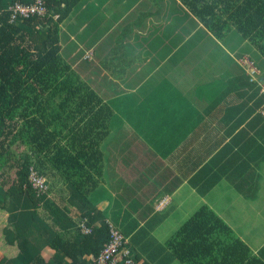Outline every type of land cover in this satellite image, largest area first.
Listing matches in <instances>:
<instances>
[{
  "label": "crops",
  "instance_id": "1",
  "mask_svg": "<svg viewBox=\"0 0 264 264\" xmlns=\"http://www.w3.org/2000/svg\"><path fill=\"white\" fill-rule=\"evenodd\" d=\"M168 1L80 0L60 25L67 35L62 47L73 66L88 61V53L98 66L103 58L94 55L111 48L110 57L124 69L111 67L103 73L109 72L107 79L117 85L123 83L122 91L116 95L126 97L130 106L112 112L111 139L109 147L103 149L99 185L87 198L80 196L71 184L45 179L47 207L23 222H19V212L25 208L23 196L20 202L16 201L20 210L17 209L15 224L19 229L5 231L7 242L11 244L17 238L19 245L20 254L13 264H27L37 256L46 264H67L66 258L48 248V242L56 235L81 242L77 232L81 216L97 213L108 223V231L112 226L126 238L136 264H158L165 254L163 244L170 237L163 229H173L182 219H167L170 210L178 208L174 194L186 188L190 194H197L196 207L207 204L212 208L209 195L217 192L216 186L199 192L192 181L198 172L210 170L204 175L215 176L211 170L225 162L229 165L222 190L226 192V224L254 253L263 250L264 224L258 228L251 218L248 221L252 223L247 224L237 220L240 209L254 210L264 220V152L262 136L258 134L261 117L254 120L253 114H247L246 106L226 107L230 94H247L243 67L248 55L239 52L244 51V42L233 47L230 36L215 41L199 23L189 28L190 36H198L191 43L184 42L183 13L169 11ZM169 28L174 36L171 41L166 39ZM154 30L159 42L152 41L157 35ZM202 35L206 40H200ZM108 39L113 43L102 45ZM136 39L143 40L137 48ZM91 40L94 46L87 48ZM226 50L231 51L232 58ZM130 67L135 68L131 71ZM93 77L100 80L97 70ZM245 113L247 119L242 120ZM250 137L258 144L249 146ZM235 138L238 141L231 142ZM133 158L135 165L122 164L131 163ZM213 159L215 166L208 165L206 170ZM244 163L243 170H233L232 166L241 168ZM219 178L220 183L225 182L224 175ZM199 196L206 200H199ZM164 198L168 203L156 209L155 205ZM178 200L181 201V194ZM2 203L0 195V206ZM191 214H186L185 220ZM98 224L99 221L94 225ZM28 227L34 232H29Z\"/></svg>",
  "mask_w": 264,
  "mask_h": 264
},
{
  "label": "trees",
  "instance_id": "2",
  "mask_svg": "<svg viewBox=\"0 0 264 264\" xmlns=\"http://www.w3.org/2000/svg\"><path fill=\"white\" fill-rule=\"evenodd\" d=\"M30 1L0 0V195L3 198L0 264H13L20 254L17 238L8 243L5 231L19 229L15 224L18 213L14 212L20 210L15 206L16 201L20 202L22 196H35L28 181L29 169L37 171L44 181L71 184L80 196L87 198L99 185L103 149L109 147L111 139L112 112L130 106L126 97L116 95L122 91L123 83L117 85L107 79L109 72L103 73L111 67L124 69L110 57L111 48H103L108 51L94 55V58L99 55L103 58L98 66L92 54L90 60L80 66H73L67 60L62 47L67 35L60 25L80 0H44L47 10L44 16L9 22L8 7L14 2ZM167 4L169 11L183 13L184 42L198 36L189 33V28L197 23L206 28L215 41L221 42L230 36L233 47L244 42L245 49L239 52L250 53L249 62L253 67L248 75L243 71L247 94H230L226 107L246 106L249 107L247 114H253L254 120L261 117L258 134L261 133L264 152V0H170ZM61 6L64 8L60 9ZM154 31L157 35L152 41L159 42L158 32ZM166 32V39L174 40L171 29ZM204 37L202 35L200 40H206ZM115 39L116 35L114 42ZM104 41L105 46L112 42L111 39ZM142 42L136 39V48ZM96 70L100 80L93 77ZM244 97L246 101L242 103ZM243 119H247L246 113ZM253 124L251 121L250 125ZM236 139L231 142H237ZM250 139L249 146L258 144L254 138ZM208 165L215 166L214 159L206 170ZM244 165L232 167L243 170ZM226 168H229L226 162L219 163L216 170H211L216 177L204 175L210 170L204 174L198 172L199 176L192 182L199 192L214 186L225 189ZM219 175L225 176L224 183H220ZM24 204L25 208L29 207ZM19 214L24 215L25 211ZM33 215H36L34 210ZM33 218L25 217L19 222ZM80 220L90 230L82 234L79 222L77 232L82 237L81 242L56 235L48 242V248L66 258L67 264H96V258L109 240L108 223L100 213L85 214ZM97 221L99 224L95 226ZM124 247L129 249L127 240ZM163 248L165 254L158 264H264V248L254 253L207 204L199 205L164 242ZM131 257L136 264L132 253ZM27 264L46 262L37 256Z\"/></svg>",
  "mask_w": 264,
  "mask_h": 264
},
{
  "label": "rangeland",
  "instance_id": "3",
  "mask_svg": "<svg viewBox=\"0 0 264 264\" xmlns=\"http://www.w3.org/2000/svg\"><path fill=\"white\" fill-rule=\"evenodd\" d=\"M191 43V42H190ZM227 44V42H226ZM84 44H82L83 46ZM87 48H90V47H93L94 46V40H91L89 41L87 44ZM229 46L226 47V49L228 48ZM184 55H185V51H183ZM226 54L230 55L231 58L233 57L232 56V53L231 51L229 50H226ZM246 55H248L247 57L250 58V53H245ZM246 57V58H247ZM86 60H90L91 58V55L88 53L86 55ZM241 58V57H240ZM245 58V63L244 65L246 64L245 67H243L244 70H246L248 73H252L253 71V67L251 65V63L249 61H247V59ZM254 58V57H253ZM230 86V84H228ZM230 88V87H228ZM129 166H131L132 164H136V161L135 159L133 158L131 163L130 162H124L122 164H125ZM166 171V174H168L169 172V168H166L165 169ZM29 179V177H28ZM223 189V188H222ZM222 189H219V188H215V190L217 191H220V192H213L209 195V197L211 199H209V203H211L212 205V208H214L215 212L222 218V220L224 221V223H226V192H223L221 191ZM48 191H46L44 193V195L41 197H36V193L34 192V197L31 196V197H27V196H24L23 200L25 203H27V205H29L28 208H25L23 211H25V214L24 215H21L20 217L21 218H25V217H31V213L33 212V210L35 211V213H42L43 212V209H44V206L47 207V202H46V193ZM181 194V201L178 200V197L179 195ZM175 199H176V203H177V206L178 208L176 210L172 209L170 210L171 212V215L167 218L168 219V222H173V221H179L181 218V220L178 222V224L176 223V225L173 227V229H170L169 227H165L163 230H164V233L167 234V236L169 237L170 234L172 232H174L179 226L180 224H182V222L185 220L186 218V214H191L197 207L198 203L196 201V198H197V194L196 196L193 195V194H190V192L186 189V188H180L175 194ZM263 197H264V194H263ZM199 200L201 201H205L206 200V197H203L201 198V196L198 197ZM162 200V199H160ZM159 200V201H160ZM264 206V204H263ZM168 207V205H167ZM155 208L156 209H161L163 208L162 206H159L158 203L155 205ZM27 211H28V214H27ZM18 213V212H16ZM251 218V221L255 224L256 227H262L263 224H264V220L263 218L255 215V211L254 210H247V211H244L242 209L239 210V214H238V221L239 222H242L243 224H247V223H252L250 221H248L249 219ZM29 220V219H28ZM170 225V223L168 224ZM262 229V228H260ZM34 228L32 227H28V231L33 233L34 232ZM42 237H45L44 234H41ZM7 239V237H6Z\"/></svg>",
  "mask_w": 264,
  "mask_h": 264
},
{
  "label": "built area",
  "instance_id": "4",
  "mask_svg": "<svg viewBox=\"0 0 264 264\" xmlns=\"http://www.w3.org/2000/svg\"><path fill=\"white\" fill-rule=\"evenodd\" d=\"M9 22L21 21L34 16H44L47 13L44 0H31L28 3L14 2L8 7ZM264 91V85H263ZM28 175L31 188L36 193V197H41L47 191V186L42 175L37 174L32 167ZM168 199L164 198L158 202L159 206L164 207ZM80 232L88 234L90 232L88 225L81 221L79 224ZM126 239L123 235L109 226V240L100 251L96 258V264H133L130 249L124 247Z\"/></svg>",
  "mask_w": 264,
  "mask_h": 264
}]
</instances>
